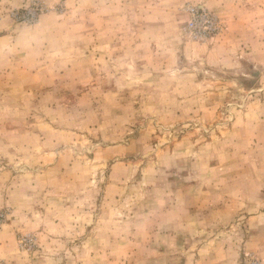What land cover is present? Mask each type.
I'll return each instance as SVG.
<instances>
[{"label":"rangeland","instance_id":"rangeland-1","mask_svg":"<svg viewBox=\"0 0 264 264\" xmlns=\"http://www.w3.org/2000/svg\"><path fill=\"white\" fill-rule=\"evenodd\" d=\"M0 264H264V0H0Z\"/></svg>","mask_w":264,"mask_h":264},{"label":"built area","instance_id":"built-area-1","mask_svg":"<svg viewBox=\"0 0 264 264\" xmlns=\"http://www.w3.org/2000/svg\"><path fill=\"white\" fill-rule=\"evenodd\" d=\"M206 21H208V20H206ZM194 22H191V24H193Z\"/></svg>","mask_w":264,"mask_h":264}]
</instances>
